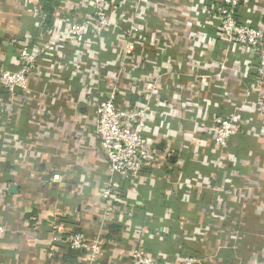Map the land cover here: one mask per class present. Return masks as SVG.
Wrapping results in <instances>:
<instances>
[{"label": "crops", "instance_id": "1", "mask_svg": "<svg viewBox=\"0 0 264 264\" xmlns=\"http://www.w3.org/2000/svg\"><path fill=\"white\" fill-rule=\"evenodd\" d=\"M44 1L0 0L3 67H17L13 62L17 54V47L12 45L14 39L27 37L31 44H39L41 34L46 39V32L32 17L36 8L42 9ZM153 1L166 4L176 13L184 12L191 3ZM219 1L206 0L207 7L197 8V15L192 13L188 25L178 23L170 32L175 46L183 51L180 58L184 63L191 54L200 56L192 53L190 47L183 48L192 34L207 38L216 35L218 22L212 14ZM238 18L241 22L249 18L253 23L264 24V0H248ZM146 23L148 29H163L154 17ZM219 42L214 53L208 54L209 61H215L214 56L225 58L229 64L232 59L243 61L240 51ZM63 55L72 59V47L64 46ZM45 66V62L41 63L37 74L31 77L26 98L8 102L0 87V109L12 110L9 123L0 119V222L5 229L0 235V264H86L84 251L75 256L65 246L66 237L77 230L100 238L102 253L96 264H130V249L137 245L169 263L191 253L199 255L203 264H264V137L258 133L264 124V111H245L244 115L251 118V128L242 126L229 140L220 164L209 138L204 133L193 136L189 132L192 113L180 112L178 116L185 117L179 120L180 125L178 119L168 118L170 126L166 127L171 131L159 129L164 139L155 144V158L143 167L142 183L134 188L129 181L109 172L108 162L94 138L92 108L83 101L76 103L80 87L75 83L71 89L66 79L49 85L39 81L38 74H49ZM213 72L207 69L208 75ZM241 72L239 69L238 74ZM238 74L228 82L236 101L238 93L243 94L247 79ZM213 84L211 80L199 97L208 117L223 110V105L218 109L208 105L224 95V90ZM170 89L177 90L174 86ZM55 93L58 99L53 97ZM185 93L184 89L182 94ZM81 105L84 111L79 109ZM198 114L203 116L204 111ZM198 127L203 128V124ZM181 141L197 148L199 159L203 157L199 166L180 148ZM165 150L168 165L156 161ZM153 161L160 165L159 169ZM54 174L59 175L57 183L52 180ZM223 175L227 176L226 190H213L210 185ZM240 178L242 182L249 181L253 188L237 201L232 190L237 183L243 184L238 181ZM177 180L188 183L187 196L176 187ZM5 185H15L16 191L4 192ZM107 185L116 198L109 219L104 218L99 200ZM110 224L120 227H109ZM236 236L241 239L238 245L231 240Z\"/></svg>", "mask_w": 264, "mask_h": 264}, {"label": "built area", "instance_id": "2", "mask_svg": "<svg viewBox=\"0 0 264 264\" xmlns=\"http://www.w3.org/2000/svg\"><path fill=\"white\" fill-rule=\"evenodd\" d=\"M247 1L217 2L212 14L218 22L216 35L207 38L192 34L183 48L190 47L192 53L197 52L200 56L191 54L186 63L180 58L183 51L180 52L165 30L173 29L178 23L188 25L192 13L197 15V8L207 7L206 0H191L182 13L153 0H59L52 14L51 28L46 30L43 29L42 9L36 8L32 17L47 37L44 40V34H41L39 44H31L27 37L12 41L17 47L13 61L17 67L10 69L0 64V87L8 102L28 97L30 79L44 62L49 74H38L39 81H46L49 85V82L66 79L71 89L76 83L80 87L76 103L83 101L92 108L94 138L108 162L109 172L129 181L134 188L142 183L143 167L155 158V144L164 139L159 129L165 127L171 131L166 127L170 126L168 118L178 119L177 123L182 124L179 120L185 117L178 116L180 112L192 113L193 125L189 132L193 136L196 132L204 133L209 138L210 147L217 154L216 162L220 164L229 140L240 132L242 126L251 128V118L244 115L245 111L255 108L264 111V24L253 23L249 18L244 22L239 20V12L246 7ZM149 17H154L164 30L146 28ZM183 31L185 33L186 27ZM218 41L219 45L237 49L246 57L242 55L241 63L232 59L229 64L225 58L221 60L216 56L215 61H209L207 56L214 53ZM66 45L72 47V59L63 55ZM185 64L187 67L183 68ZM208 68L214 71L212 75L207 74ZM239 69L242 72L238 74ZM252 70L255 71L250 77ZM236 74L247 78L243 94L238 93L237 101L228 88V82L234 81L232 78L237 77ZM211 80L214 87L224 90V95L223 99L208 105L216 109L223 105V110L208 117L199 97L211 85ZM171 86L177 90L171 91ZM184 89L186 93L182 94ZM53 97L58 99L56 93ZM201 110L203 116L198 114ZM11 116L9 107L4 111L0 109L2 121L9 123ZM199 124H203V128L198 127ZM259 127L258 133L264 137V124ZM191 144L181 141L180 148L199 166L203 157L199 159L197 148ZM166 151L156 159L159 164L168 165ZM152 164L160 168L154 161ZM248 172L252 174L249 167ZM226 178L223 175L220 181L210 185L211 188L226 190ZM52 180L57 183L59 175L54 174ZM239 180L242 182L241 178ZM242 183H237L232 190L237 201L253 188L249 181ZM178 184L176 187L187 196L188 183ZM9 189L7 185L2 187L4 192ZM99 200L103 204L104 218L109 219L116 200L110 185L100 192ZM4 230L0 222V235ZM231 240L238 245L241 239L236 236ZM64 242L73 250L84 251L86 264H96L102 253L100 238L89 237L83 231L70 233ZM49 257L52 258V253ZM129 261L130 264L204 262L199 255L190 253L169 263L163 257L150 255L139 245L130 249Z\"/></svg>", "mask_w": 264, "mask_h": 264}, {"label": "trees", "instance_id": "3", "mask_svg": "<svg viewBox=\"0 0 264 264\" xmlns=\"http://www.w3.org/2000/svg\"><path fill=\"white\" fill-rule=\"evenodd\" d=\"M44 2H45V4H43V7H42L43 29L46 30V29H50L51 28V25H52V14H53V11L55 10V8L58 6L59 0H48V1L45 0ZM81 231L82 230H79V231L77 230V231H74V232H81ZM65 246H66V248L68 250L72 251L75 256H78L80 254L79 251L71 249L68 246V244L65 243Z\"/></svg>", "mask_w": 264, "mask_h": 264}, {"label": "water", "instance_id": "4", "mask_svg": "<svg viewBox=\"0 0 264 264\" xmlns=\"http://www.w3.org/2000/svg\"><path fill=\"white\" fill-rule=\"evenodd\" d=\"M79 109L84 111V107L83 106H80ZM10 191L12 193H14L16 191V186L15 185H10ZM116 226L120 227V225H111V224L109 225V227H116Z\"/></svg>", "mask_w": 264, "mask_h": 264}, {"label": "rangeland", "instance_id": "5", "mask_svg": "<svg viewBox=\"0 0 264 264\" xmlns=\"http://www.w3.org/2000/svg\"><path fill=\"white\" fill-rule=\"evenodd\" d=\"M212 5H214V4H212ZM210 6H211V5H210ZM211 7H212V6H211ZM163 30H164V29H162V31H163ZM165 31H166L167 35H169V34H170V32H172V31H173V29H171V28H170V29H166Z\"/></svg>", "mask_w": 264, "mask_h": 264}]
</instances>
